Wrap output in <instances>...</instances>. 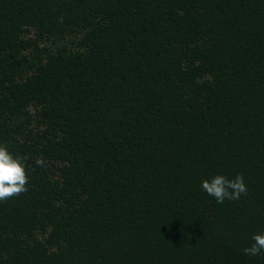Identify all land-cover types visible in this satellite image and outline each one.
I'll return each mask as SVG.
<instances>
[{
    "label": "trees",
    "instance_id": "16d2710c",
    "mask_svg": "<svg viewBox=\"0 0 264 264\" xmlns=\"http://www.w3.org/2000/svg\"><path fill=\"white\" fill-rule=\"evenodd\" d=\"M0 145V264H264V0H0Z\"/></svg>",
    "mask_w": 264,
    "mask_h": 264
},
{
    "label": "clouds",
    "instance_id": "9594fccd",
    "mask_svg": "<svg viewBox=\"0 0 264 264\" xmlns=\"http://www.w3.org/2000/svg\"><path fill=\"white\" fill-rule=\"evenodd\" d=\"M35 164L45 166L42 158H37ZM28 176L26 165L19 156L11 154L7 147L0 145V201H6L28 191ZM202 189L215 198L218 203L225 199L239 200L241 195H247V187L242 174L229 180L223 175H216L210 181L205 179L201 184ZM253 243L242 249L244 255L254 257L264 253V233L254 234Z\"/></svg>",
    "mask_w": 264,
    "mask_h": 264
}]
</instances>
